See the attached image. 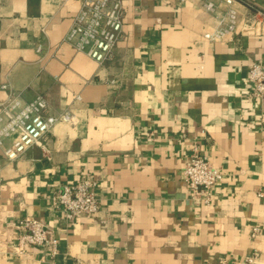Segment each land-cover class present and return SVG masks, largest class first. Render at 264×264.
<instances>
[{"label":"crops","instance_id":"0c3cea01","mask_svg":"<svg viewBox=\"0 0 264 264\" xmlns=\"http://www.w3.org/2000/svg\"><path fill=\"white\" fill-rule=\"evenodd\" d=\"M85 1L0 0V102L42 95L76 119L16 160L0 145V264H264V97L248 80L264 35L209 41L203 0H124L99 64L65 41ZM237 7L247 17L264 0ZM194 145L224 173L210 203L184 179ZM86 177L101 211L69 220L52 197ZM27 216L49 245L19 250Z\"/></svg>","mask_w":264,"mask_h":264},{"label":"built area","instance_id":"2783aa9c","mask_svg":"<svg viewBox=\"0 0 264 264\" xmlns=\"http://www.w3.org/2000/svg\"><path fill=\"white\" fill-rule=\"evenodd\" d=\"M238 1L203 0L204 9L215 14L217 19L216 26L204 32L205 39L234 40L240 33L264 35V10L255 9L250 16L241 18ZM123 13L124 0H86L75 16L65 41L103 64L111 58L113 49L123 35ZM248 80L253 84L251 95L263 98L264 63L254 62L251 65ZM3 87L6 88L7 85ZM75 120V116L69 111L49 113V104L42 95L25 101L20 94L10 93L6 100L0 102V145L5 146V141L11 140L4 147L5 157L13 161L24 156L31 147L43 144L57 122L73 123ZM183 175L191 198H201L206 203L211 201L214 185L224 177L223 171L197 145L191 150ZM96 184L94 179L86 177L73 184L63 185L53 195L52 204L65 211L69 220L78 215L98 214L101 204ZM256 232L257 228H254V233ZM17 242L20 251L28 244L47 246L51 243L46 225L28 216L18 223ZM52 246L53 253H57V241H53ZM255 257L256 254L253 253L246 260L252 262ZM220 264L230 262L222 259Z\"/></svg>","mask_w":264,"mask_h":264}]
</instances>
